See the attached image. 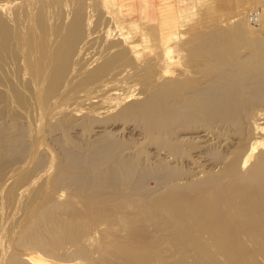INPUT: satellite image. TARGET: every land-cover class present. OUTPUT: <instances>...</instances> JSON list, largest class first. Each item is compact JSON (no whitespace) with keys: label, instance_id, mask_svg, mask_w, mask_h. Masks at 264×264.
I'll return each instance as SVG.
<instances>
[{"label":"bare ground","instance_id":"1","mask_svg":"<svg viewBox=\"0 0 264 264\" xmlns=\"http://www.w3.org/2000/svg\"><path fill=\"white\" fill-rule=\"evenodd\" d=\"M232 1L223 23L193 0H0V264H264V14L239 12L264 1ZM141 18L158 46L119 33Z\"/></svg>","mask_w":264,"mask_h":264},{"label":"rangeland","instance_id":"2","mask_svg":"<svg viewBox=\"0 0 264 264\" xmlns=\"http://www.w3.org/2000/svg\"><path fill=\"white\" fill-rule=\"evenodd\" d=\"M194 1V3H195V9H194V13L196 12V13H198L199 15H203L204 13H205V9H207L208 7V9L210 10L211 8H214L215 7V9H212L213 10V12H211L212 10H210V12L208 11V9L206 10V15H208V13H210V15L209 16H207V17H211V15H213V16H217L218 17V19L221 21V22H223L222 20L224 19V22L223 23H226V20H228L231 16H230V14L232 13H227L228 11V7H229V10H230V8H234V7H236V4H235V2H233L232 0L229 2V0H228V2L229 3H226V4H223L224 6H226L227 5V7H226V9L227 10H225V7H220L221 5L218 3L219 1L218 0H209V1H207L206 3L208 4H210V5H214V7L212 6V7H210V6H208L205 2V4L204 3H201V0H193ZM196 1H198V2H200L201 4H204L203 6L205 7H203L202 5H199L198 4V6L196 5V3H198V2H196ZM205 1V0H204ZM218 1V2H217ZM257 2H260V4H261V1H262V3H263V1L264 0H256ZM202 2H203V0H202ZM213 2V3H212ZM220 5V6H219ZM197 6V7H196ZM200 6V7H199ZM206 6H207V8H206ZM199 7V9L197 10L196 8H198ZM202 8V9H201ZM204 8V9H203ZM221 8V10H223L222 12L223 13H227L226 15H223V13L221 12V10H219ZM224 8V9H223ZM255 8L257 9V10H259V11H257L256 9H251L248 13H247V11L245 10L246 8H242V9H240L239 10V12H240V14H243V15H250V13L251 12H258V14H264V11H262L261 12V7L258 5V6H256L255 5ZM232 10V9H231ZM230 10V11H231ZM202 11V12H201ZM225 11H227V12H225ZM101 13V12H100ZM202 13V14H201ZM212 13V14H211ZM220 13H222V14H220ZM198 14H196L195 15V17L193 16L191 19L192 20H190L191 21V23H194V22H196V20L197 19H199V16H197ZM205 15V14H204ZM203 15V16H204ZM101 16V15H100ZM99 15H98V17H100ZM97 17V18H98ZM194 18V19H193ZM222 18V19H221ZM148 20V22L146 21V23H145V19L144 18H141L140 20H138V24L137 25H135V26H126L125 28H122V29H120L119 30V33L121 34L122 32H123V35H127V34H129V33H127V32H129V31H131L130 33L131 34H134L135 32H137V31H139V30H141V28L142 27H145V28H147L148 29V31L149 32H151V35H150V37H151V39H150V37H149V39H150V41H149V39H148V42H146L145 43V45H149V46H158L159 45V39L157 38V37H159V34H158V31H157V27L155 26L156 24H155V22L154 21H152L151 19H147ZM189 21V22H190ZM143 24H142V23ZM151 22V23H150ZM147 24V26H145V25ZM148 24H149V26H148ZM151 24V25H150ZM152 24H154V25H152ZM144 25V26H143ZM188 25V24H187ZM136 27V28H135ZM150 28V29H149ZM153 28V29H152ZM189 26H185V27H183L182 29H181V33L182 34H185L186 32H188L189 31ZM125 29V30H124ZM130 29V30H129ZM127 30V31H126ZM124 33H127V34H124ZM149 43V44H148ZM140 44H142V42L140 43ZM143 45H144V43H143ZM95 51L96 52H94L93 51V54H96L97 53V49H95ZM138 83H139V85L137 86L138 88L136 89V93H138V92H140V91H143V85H142V82H140V81H138ZM138 90V91H137ZM79 107V106H78ZM79 109H81L80 107H79ZM13 111H15V109H9V111H8V114H12V112ZM81 117V116H80ZM38 123H33L32 125L34 126V127H32V126H30L29 127V129H34V130H32V132L33 133H38V131H39V128L41 129L40 131H39V134H41V137H42V139L44 138V135H42L43 134V132L45 131V124H39V126L37 125ZM41 125V126H40ZM38 126V127H37ZM38 129V130H37ZM44 129V130H43ZM30 131V130H29ZM36 131V132H35ZM42 131V132H41ZM41 132V133H40ZM46 137V136H45ZM42 139H41V141H42ZM48 141V142H47ZM42 143H43V146H42V144H41V142H40V145H41V147H43V148H45V149H43V148H41L40 150V153H41V155H43L45 158H46V160H47V164L49 165V167L51 168V174H52V172L54 171V168L52 169V167L51 166H54L55 165V163H57V161H58V159H59V150H58V148L48 139L47 140V138L46 139H44L43 141H42ZM51 144V145H50ZM57 149V150H56ZM42 150H43V153H42ZM51 164V165H50ZM53 170V171H52ZM179 256H181V255H175L174 257H179ZM121 262V261H120Z\"/></svg>","mask_w":264,"mask_h":264},{"label":"built area","instance_id":"3","mask_svg":"<svg viewBox=\"0 0 264 264\" xmlns=\"http://www.w3.org/2000/svg\"><path fill=\"white\" fill-rule=\"evenodd\" d=\"M250 18L253 22H256L257 18H258V12H251L250 13Z\"/></svg>","mask_w":264,"mask_h":264}]
</instances>
